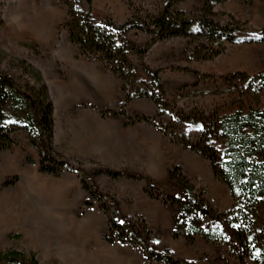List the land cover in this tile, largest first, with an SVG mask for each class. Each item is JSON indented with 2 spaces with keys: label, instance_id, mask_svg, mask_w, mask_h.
<instances>
[{
  "label": "rangeland",
  "instance_id": "rangeland-1",
  "mask_svg": "<svg viewBox=\"0 0 264 264\" xmlns=\"http://www.w3.org/2000/svg\"><path fill=\"white\" fill-rule=\"evenodd\" d=\"M163 1L92 0L90 10L95 18L122 22L133 14L157 10ZM201 3L185 0L178 7L190 12ZM213 10L219 23L236 19L253 28L264 24V0H223ZM66 17L67 6L60 0H0V71L23 84L28 77L18 59L40 70L54 106L53 145L70 165L58 175L40 171L38 153L26 133L21 129L11 133L13 145L0 149V250L33 251L39 264H167L150 258L136 244L106 239L107 216L100 206L106 202L123 219L143 221L151 231L153 247L180 260L177 264H257L241 262L225 244L199 236L188 243L173 236L177 208L147 195L146 182L180 196V188L167 178L177 165L196 190L222 211L232 204L230 191L206 158L172 140L159 123L141 118L157 113L155 103L148 97L127 98L120 78L106 62L82 54L69 39L63 25ZM127 38L140 48L152 41L138 29L129 31ZM194 47L188 37H170L132 56L140 79L150 82L146 72H158L167 110L223 115L264 108V88L252 94L239 84L241 89L211 93L227 86L217 76L264 70L263 42H228L211 58L197 57ZM202 74L209 77L194 85ZM157 120L164 125L170 118L163 113ZM179 128L195 135L188 125ZM215 145L223 147L222 142ZM106 169L122 174L112 177ZM78 171L99 190L100 200L82 187Z\"/></svg>",
  "mask_w": 264,
  "mask_h": 264
},
{
  "label": "trees",
  "instance_id": "trees-1",
  "mask_svg": "<svg viewBox=\"0 0 264 264\" xmlns=\"http://www.w3.org/2000/svg\"><path fill=\"white\" fill-rule=\"evenodd\" d=\"M60 1L67 6L63 25L80 52L105 61L120 78L127 98H150L157 107V113L141 118L159 123L172 140L206 158L213 174L230 191L232 204L222 211L196 190L194 183L177 165L167 172V178L180 188V196L170 195L146 182L143 191L147 195L176 206L173 236H182L188 243L199 236L211 243L225 244L237 253L241 262L250 260L264 264V108L250 107L245 113L237 110L223 115L197 109L169 111L162 96L158 72L148 70L146 75L150 82H147L139 78L132 61V56L144 54L153 42L177 36L188 37L195 42L193 51L197 57L211 58L221 53L228 42L264 43V24L253 28L236 19L225 23L215 21L213 8L223 0H202L201 5L190 12L178 7L185 0H164L157 10L133 14L122 22L110 17L95 18L90 10L92 0H83L84 5H77L75 0ZM132 29L150 35L151 43L140 48L129 41L127 33ZM17 65L28 77L23 84L13 75L0 71V149L10 148L14 143L11 133L21 129L38 153L39 170L58 175L70 165L53 145L54 106L48 87L40 70L31 63L18 59ZM206 77L209 75H198L194 85ZM217 79L227 86L211 93L241 89L239 84L243 91L252 94L264 88V70L254 74L235 71L227 76H217ZM108 111L114 115L117 113ZM163 113H168L170 121L161 125L157 119ZM185 125L190 126L195 135L179 128ZM216 142H222L223 147H217ZM105 171L112 177L122 174L109 169ZM78 175L90 197L100 200L102 194L87 181L86 175L80 171ZM85 203L91 202L87 199ZM100 206L107 216L108 234L105 237L108 241H128L138 245L152 259L167 264L179 263L180 260L153 247L151 231L143 221L123 219L112 203L102 202ZM0 264L39 262L33 251L7 248L0 250Z\"/></svg>",
  "mask_w": 264,
  "mask_h": 264
}]
</instances>
